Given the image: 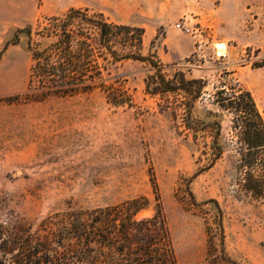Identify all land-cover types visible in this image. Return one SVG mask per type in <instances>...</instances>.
Masks as SVG:
<instances>
[{
    "label": "rangeland",
    "instance_id": "1",
    "mask_svg": "<svg viewBox=\"0 0 264 264\" xmlns=\"http://www.w3.org/2000/svg\"><path fill=\"white\" fill-rule=\"evenodd\" d=\"M70 8H88L111 22L144 28V53H154L168 76L179 70L187 78L206 80L209 93L220 80L237 79L264 116V67H257L264 62V0H0V98L26 91L32 65L25 33L5 49L6 43L18 29L37 28L44 17ZM219 43L226 47L223 55ZM118 72L127 79L132 107H114L100 91L0 103V224H31L21 236L39 240L45 247L40 255L52 264L62 257L78 264L76 239L67 235L60 245L58 235L39 224L70 209L138 197L151 201L138 218L152 216L153 167L177 264H264V197L254 200L238 192L228 156L188 188L198 168L197 148L178 134L159 97L146 93L155 69L127 62ZM208 110H215L209 101L198 102L194 115L204 119ZM223 127L229 136L227 118ZM208 200H217L223 211L225 252L218 211L213 203L203 204Z\"/></svg>",
    "mask_w": 264,
    "mask_h": 264
},
{
    "label": "trees",
    "instance_id": "2",
    "mask_svg": "<svg viewBox=\"0 0 264 264\" xmlns=\"http://www.w3.org/2000/svg\"><path fill=\"white\" fill-rule=\"evenodd\" d=\"M21 33L28 37L32 59L26 91L0 98V103H36L100 91L112 106L132 107L133 94L118 70L127 62L146 63L155 69L146 81V93L159 97V106L170 112L178 134L184 133L196 145L198 168L187 180L188 188L194 178L228 156L238 192L263 199L264 116L252 92L237 79L224 78L209 93L206 80L187 78L179 70L168 76L154 53H144V28L111 22L88 8H70L62 15L44 17L37 28L18 29L5 49L17 44ZM257 67H264V62ZM204 101L215 110L201 119L194 110ZM225 118L229 136L223 133ZM149 173L155 203L152 216L138 218L151 204L149 198L138 197L107 207L70 209L44 219L39 228L58 235L60 245L67 235L74 237L78 264H177L153 167ZM189 195L195 201L191 191ZM205 203H213L218 211L225 252L223 211L217 200ZM32 227L23 220L12 227L0 224V264H52L40 255L45 247L39 240L21 236ZM63 258L60 264H67Z\"/></svg>",
    "mask_w": 264,
    "mask_h": 264
},
{
    "label": "bare ground",
    "instance_id": "3",
    "mask_svg": "<svg viewBox=\"0 0 264 264\" xmlns=\"http://www.w3.org/2000/svg\"><path fill=\"white\" fill-rule=\"evenodd\" d=\"M217 51H218V54L219 55H223V53L225 52V50H226V47H225V45L224 44H218L217 45Z\"/></svg>",
    "mask_w": 264,
    "mask_h": 264
},
{
    "label": "built area",
    "instance_id": "4",
    "mask_svg": "<svg viewBox=\"0 0 264 264\" xmlns=\"http://www.w3.org/2000/svg\"><path fill=\"white\" fill-rule=\"evenodd\" d=\"M178 27L181 28L180 25H179ZM182 30H183V29H182ZM186 30H187V29H186Z\"/></svg>",
    "mask_w": 264,
    "mask_h": 264
}]
</instances>
